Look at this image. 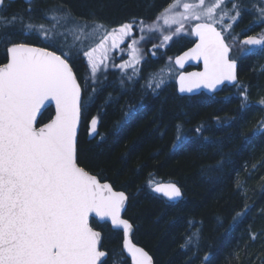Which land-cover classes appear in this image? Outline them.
<instances>
[{"label": "trees", "instance_id": "1", "mask_svg": "<svg viewBox=\"0 0 264 264\" xmlns=\"http://www.w3.org/2000/svg\"><path fill=\"white\" fill-rule=\"evenodd\" d=\"M166 1L35 0L28 5L15 0L4 2L0 17L22 16L23 23L33 24L28 14L53 7L56 18L68 14L74 24L86 18L134 24L127 35L133 41L118 45L138 49L137 70L117 67L123 54L110 51L107 68L95 76L83 55L88 46L85 33L80 41L71 40L43 22L35 25L43 24L51 41L36 30L22 33L19 22L9 31L13 42L59 55L71 51L69 64L82 100L92 98L81 116L77 164L126 194L123 217L133 226L132 241L149 253L153 264H264V131H256L264 128V52L239 63L236 86L213 97L178 96L171 61L189 47V27L182 40L173 35L177 25L166 27L165 35H172L169 41L160 39L158 31L142 30V23L148 25L159 16L155 10ZM54 24L65 27L62 19ZM88 26V31L94 28ZM4 60L1 49L0 62ZM161 78L164 82L156 89ZM147 83L153 89L144 87ZM245 94L247 102L241 107ZM51 113L46 110L39 124ZM93 117L98 123L90 135ZM160 181L174 182L183 198L168 203L153 195L150 186ZM90 224L102 234L100 247L107 257L101 264H129L121 250V233L107 224Z\"/></svg>", "mask_w": 264, "mask_h": 264}, {"label": "snow or ice", "instance_id": "2", "mask_svg": "<svg viewBox=\"0 0 264 264\" xmlns=\"http://www.w3.org/2000/svg\"><path fill=\"white\" fill-rule=\"evenodd\" d=\"M26 2L30 4L31 0ZM229 2L231 9L226 7ZM3 4L4 0H0V5ZM240 9L237 0H210L209 3L174 0L164 10L163 24L177 25L173 35L185 31L186 22L198 21L191 34L199 37V42L175 62L183 67L186 59L202 58L204 71L182 73L179 77L181 92H191L201 85L214 89L224 81H237L236 61L230 59V46L216 25L223 24L224 17L233 11L230 19L235 22L241 15ZM257 11L259 18L264 19V7ZM51 19L56 20V17ZM63 19L69 17L65 15ZM18 22L22 33L36 30L44 39L53 40L43 24H25L23 17L16 15L0 17V44L5 46L7 59L0 64V264H97L106 254L98 250L101 234L89 226V214L93 212L101 218H110L114 226H122L124 248L133 264H152L151 256L128 239L132 225L120 216L127 200L125 193L114 191L111 184L101 183L77 164V127L83 109L92 98L82 100L81 86L69 64L71 51L57 55L47 48L13 42L9 29ZM85 27L87 25L76 29L75 41L81 40ZM100 27L103 26H97ZM132 27V24H123L106 32L94 48L83 52L93 76L99 67L94 54L99 52L107 59L106 42L111 39L112 46L116 47L117 40L127 36ZM231 27V24L225 25L226 29ZM143 28L159 30L155 23L151 26L142 23ZM88 35L85 34V38ZM171 39L172 35L163 36L164 41ZM242 43L264 47V36H249ZM251 50L249 47L244 51ZM137 53L138 49L133 47L132 61L138 63ZM130 66H134L132 62L120 67ZM163 82L159 79L155 88ZM144 87L153 89V84L147 83ZM46 101L55 102L56 114L48 123L36 127L37 115ZM246 102L245 94L241 107ZM97 123V118L93 117L90 135L96 132ZM256 131H264V128L258 127ZM154 190L169 200L181 196L174 183L156 185ZM192 239L189 237V243Z\"/></svg>", "mask_w": 264, "mask_h": 264}, {"label": "flooded vegetation", "instance_id": "3", "mask_svg": "<svg viewBox=\"0 0 264 264\" xmlns=\"http://www.w3.org/2000/svg\"><path fill=\"white\" fill-rule=\"evenodd\" d=\"M34 1L35 0H33L30 4H32ZM173 1L174 0H167L163 5H161L158 9H156L154 14L158 13L159 16L155 17L153 21L148 23L149 26L153 25L154 23L159 26V30H157L158 31L157 35H159L160 39H163V36L166 34L165 29L166 27H168L167 25L163 24L162 14L170 4L174 3ZM189 2H191V0H189ZM237 2L241 5V9H240L241 15L238 18V20L233 22L230 19V16L234 15V11H233L229 13V16L224 17L223 24L218 23L216 27L219 31H222V34L225 39V43H227L230 46V59H234L237 62V71H238L239 63L241 61L249 57L256 58L259 54L264 52V47L262 46H247L242 43V41L249 36L256 38H260L264 36V19L259 18V13L257 11L258 8L264 7V2H261V0H237ZM226 7L231 9V2H229L226 5ZM176 10L180 11L182 9H176ZM217 19H219V13L217 14ZM85 20H87V27L89 24H91L95 28H97L98 25H102L103 27H100L99 29H104V28L118 29L123 24H130V22H126L127 19H123L120 21L115 20L111 22L100 19H94V18H86ZM192 23H193L192 20L185 23V26L189 27V37H190L189 46H191L192 43L194 42L193 36L191 34V27L195 23L194 24ZM227 24L232 25L231 29L225 28V25ZM132 25L134 26V24ZM129 33H131V31ZM178 38L181 40L184 39L185 38L184 32L178 34ZM155 39H157V37H155ZM110 42L112 43L111 39ZM124 43H126V41H124ZM118 44H122V43L119 42ZM249 47H251L252 50L245 52L244 50ZM4 53H5V48H4ZM2 63H6V54H5V60L3 62H0V64ZM193 68H199V67H188L185 69V71ZM91 89L93 90V88Z\"/></svg>", "mask_w": 264, "mask_h": 264}, {"label": "water", "instance_id": "4", "mask_svg": "<svg viewBox=\"0 0 264 264\" xmlns=\"http://www.w3.org/2000/svg\"><path fill=\"white\" fill-rule=\"evenodd\" d=\"M15 0H4V2H13ZM33 0H31L32 2ZM23 3L25 4H29L28 2H26V0H22ZM2 5H0V8H1ZM196 24V23H195ZM195 24L191 27V29L193 27H195ZM218 30V29H217ZM219 31V30H218ZM193 36V39H194V42L192 43L191 46H189L188 48L182 50L181 52L177 53L176 55H174V57L172 58V65L173 67L177 70V74L175 75L174 77V80H173V84H174V87H175V91H176V94L178 96H183V97H193V96H197L199 94H204L208 97H212L214 95H217L218 93H220L224 88H231L233 86H235L238 82V79L237 81L235 82H230V81H224L222 82L221 84H218L216 86V88L214 89H209L207 87H205L204 85H201L200 87H197V88H194L191 92H181L180 91V81H179V77L180 75L183 73V74H187V73H191V72H203L204 71V62H203V59H186L184 61V64H183V67H181L179 64H176V58L179 57V56H182L185 52L189 51V49L195 47V45L199 42V37H197L196 35L192 34ZM259 46V45H257ZM37 47V46H35ZM51 51V50H49ZM57 54V53H56ZM59 55V54H57ZM6 62H7V59H6ZM188 67H199V68H193V69H190V70H187L185 71L186 68ZM236 77H237V62H236ZM74 73V72H73ZM75 75V74H74ZM77 79V78H76ZM78 82V81H77ZM48 109H51L52 113H51V116L49 117L48 120H46L45 122L39 124V120L41 118V116L43 115V113L48 110ZM56 114V106H55V102L54 101H46L45 102V105L44 107L41 109L40 113H38L37 115V121H36V127H41L43 126L44 124L48 123L52 118H54ZM80 125V124H79ZM79 125L77 127V134H78V130H79ZM91 174V173H90ZM93 175V174H91ZM97 177V176H96ZM98 179V178H97ZM99 180V179H98ZM101 182V181H100ZM101 183H108V182H101ZM170 183H174V182H170V181H160V182H156L152 187H151V193L155 196H158V197H161L164 201L168 202V203H176L178 201H180L182 198H183V194H182V191H181V196L177 199H174V200H169L166 196L163 195V193H160V192H156L154 189H155V186L156 185H160V186H165L167 184H170ZM110 184V183H109ZM175 184V183H174ZM113 188V187H112ZM114 190V189H113ZM116 192H121V191H117V190H114ZM126 195V194H125ZM127 197V196H126ZM126 206H127V200L125 201V204H124V207L121 209V212H120V216L122 219H125L123 217L124 215V212L126 210ZM91 220H94L95 222H97L98 224H103V223H106L109 228L113 231H119L121 233V236H122V240H121V250L123 252V254L125 255V257L128 259L129 261V264H133V261H132V258L130 256V254L126 251V249L124 248V241H125V235H124V231H123V228L122 226H114L112 223H111V219L108 218V217H105V218H101L99 216L96 215V213H90L89 214V226L91 228H93L91 225H90V221ZM127 220V219H126ZM130 223V222H129ZM131 224V223H130ZM93 230L95 231H98L96 229L93 228ZM134 229H133V226H132V229L128 235V239L131 241L132 244H135L133 241H132V233H133ZM100 234L101 232L98 231ZM101 240H102V234L100 236V241H99V244H98V250L99 251H102L104 252L106 255L101 257L98 261H97V264H101L105 258L107 257V253L104 251V250H101L100 249V246H101ZM137 247H140L142 248L141 246L135 244ZM150 256V255H149ZM152 264H153V261H152Z\"/></svg>", "mask_w": 264, "mask_h": 264}, {"label": "rangeland", "instance_id": "5", "mask_svg": "<svg viewBox=\"0 0 264 264\" xmlns=\"http://www.w3.org/2000/svg\"><path fill=\"white\" fill-rule=\"evenodd\" d=\"M209 2H210V0H206V3H209ZM54 11H55V9L53 7H51V8H48L47 10H45L43 12V14H41V13L39 15L37 13H34L35 15L28 14L26 19L28 21H32L34 25L43 22V23H45V25H48V27L50 28V25H53L54 21H55V20L51 19V17L54 16ZM176 11H178V10H176ZM67 16H69V15L67 14ZM61 18L62 17L59 16V17L56 18V20H58V19L61 20ZM192 21H193L192 24L198 22V21H194V20H192ZM57 25H58V27L57 28L55 27L56 30L59 31V32H62L66 37H67V34H68L69 36L67 38H70L71 40H72V38H74V33L76 32V29L80 27V25H78V27L73 26L74 22L70 23V24L66 23L65 27H61L60 24H57ZM88 27H85V29H84L85 32L84 33L85 34H89V35L87 36V38H85V34L83 36L85 41H86V43L88 44V46L86 47V51L90 50L91 48H94L100 42L102 36L106 33L104 31L103 32L102 31H97V32H95L94 35H91L93 33L94 29H99V28H95L94 27L92 30L88 31L87 29H90ZM55 28H53V29H55ZM112 30L113 29H108L107 32H112ZM127 39H128L127 36L119 38L117 40V46L116 47H113L111 45L112 43L110 42V39H109L106 42V45H105L106 48H107V55L110 53V51H114L116 53L121 52V54H123L124 58L122 60H120V62L118 63L117 67L122 68V67H120L121 65H124L126 62H132L134 66H130V67L122 68V69H124L125 71L127 69L136 71L137 68L135 67V63L132 61V54H133L132 48L130 50H128L126 47L124 49H121L120 46L118 45L119 42L123 44L124 41H126V42L127 41L128 42H130V41L132 42L133 41L132 39H129V40H127ZM37 41L38 42H42L43 44L49 45V43H47V41L45 42V41L38 40V39H37ZM19 42H21V41H19ZM181 44H182V42L181 43H177L176 46L179 47ZM4 48H5V46L3 44H0V50L4 49ZM53 49H55V48H53ZM55 51H57V50H55ZM94 56H95V58L97 59V61L99 63V67H98L97 71H100L101 69H103V70L106 69L107 68L106 59H103L99 52L95 53ZM176 73L177 72L175 71L174 76H175Z\"/></svg>", "mask_w": 264, "mask_h": 264}, {"label": "bare ground", "instance_id": "6", "mask_svg": "<svg viewBox=\"0 0 264 264\" xmlns=\"http://www.w3.org/2000/svg\"><path fill=\"white\" fill-rule=\"evenodd\" d=\"M62 17V16H61ZM69 17V19H67V20H65V19H63V17L61 18L62 20H63V23L66 25V23H73L74 21L70 18V16H68ZM81 22H84L83 24H80ZM85 23H86V25H87V20H83V21H81V20H79L77 23H75L73 26H78L79 24H80V27H83L84 25H85ZM58 26L56 25V28H57ZM85 29V28H84ZM69 35L67 34V37H68ZM246 89H247V87H245ZM131 88H129L128 89V91L130 90ZM135 90H138V91H140L141 89H139V88H134ZM256 90H254V92H255ZM260 96V94L259 95H257V97H259ZM156 183V182H155ZM154 183V184H155ZM154 184H152L151 186H150V188L154 185ZM147 252V251H146ZM148 253V252H147ZM149 254V253H148ZM152 258V257H151ZM153 261V260H152Z\"/></svg>", "mask_w": 264, "mask_h": 264}]
</instances>
